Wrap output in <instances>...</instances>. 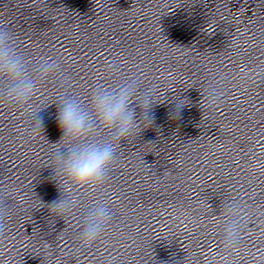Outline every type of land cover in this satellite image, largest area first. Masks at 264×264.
Returning a JSON list of instances; mask_svg holds the SVG:
<instances>
[{
    "label": "clouds",
    "instance_id": "1",
    "mask_svg": "<svg viewBox=\"0 0 264 264\" xmlns=\"http://www.w3.org/2000/svg\"><path fill=\"white\" fill-rule=\"evenodd\" d=\"M57 77L62 86L68 85V79L62 75L55 60L41 58L33 62L19 49L14 30L0 21V102L25 113L29 125L25 129L26 134H39L46 141L44 120L39 115L45 107H34L33 99L42 83ZM220 98L218 88L207 90L205 99L209 106L216 105ZM54 102L57 103L56 121L61 135L55 142L47 141L50 146L47 167L52 170L51 179L59 197L47 205L41 204L48 208L49 215L63 219L78 207V191L95 193L103 188L110 169L117 161V149L121 142L155 126L152 109L160 102L154 98V89L141 90L136 77L114 86L96 84L86 101L62 92ZM173 102L174 110L169 112V118L178 120L188 101L181 96L173 97ZM105 132L107 137L102 135ZM222 211L223 248L226 252L235 253L240 248L244 229L243 205L239 201H227L222 205ZM9 214L8 206L0 198V235L5 231ZM111 219L108 202L94 200L81 217L77 236L79 245L90 247L98 241Z\"/></svg>",
    "mask_w": 264,
    "mask_h": 264
}]
</instances>
